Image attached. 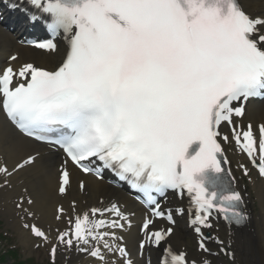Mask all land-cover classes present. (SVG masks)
I'll use <instances>...</instances> for the list:
<instances>
[{"label":"snow or ice","instance_id":"1","mask_svg":"<svg viewBox=\"0 0 264 264\" xmlns=\"http://www.w3.org/2000/svg\"><path fill=\"white\" fill-rule=\"evenodd\" d=\"M27 2L35 10L29 19L43 22L52 37L35 47L55 52L59 37L66 53L53 68L31 62L0 68V110L25 137L63 150L67 159L59 169V193L71 189L70 165L100 181L105 171L112 173L116 179L109 183L123 182L150 209L141 227L146 237L141 250L167 243L174 232L173 227L152 231L154 218L175 224L172 210L162 209L156 197L168 190L187 194L198 248L218 255L207 246L212 237L201 226L211 229L214 212L238 227L249 219L235 178L224 167L229 160L222 142L234 141L264 178V122L237 123L250 100L264 99V15L249 13L240 0ZM37 155L11 169L0 161V188L34 165ZM79 189H87L83 179ZM25 202L35 203L22 196L16 207L34 216ZM98 205L77 213L73 201L70 227L57 229L54 241L35 223L23 227L51 244L52 264L61 245L99 264H135L115 231L130 227L134 213L116 201L101 198ZM64 213L58 208L56 219ZM216 242L234 259L223 241ZM163 253L160 264H197L170 245Z\"/></svg>","mask_w":264,"mask_h":264},{"label":"bare ground","instance_id":"2","mask_svg":"<svg viewBox=\"0 0 264 264\" xmlns=\"http://www.w3.org/2000/svg\"><path fill=\"white\" fill-rule=\"evenodd\" d=\"M243 7L253 15H264V0H246L243 1ZM19 58L18 65L31 62L38 66L52 68L56 65L63 54V49L59 50L55 55H40L33 52L17 51ZM1 62V58H0ZM244 122H252L254 125L264 122V113L257 116L253 111L248 110ZM40 148L31 144L24 138L17 135L15 132H10L7 128H2L0 121V161L6 162L9 169L16 163L25 159L28 155L38 154ZM229 156L233 164V171L237 177V188L243 192L245 201V211L248 214V225L234 233L230 240L234 243L233 249L239 255L241 263L244 264H264V186L256 183L252 178L248 179L250 184L249 189L243 180L242 175L238 172L240 163L242 162L241 155L234 149L229 151ZM54 158L42 157L38 158L36 163L24 169L10 178V186L0 188V214L9 218L8 223L14 230L21 234V242L25 245L29 243V233L22 230L25 223H35L41 227L46 233L50 235L54 241L57 234L56 230L61 231L67 228L65 220H68L72 215V202H76L77 213L86 210L89 207L98 204L102 198L105 203L109 201H116L122 203L124 197L116 191L110 189L102 182H97L89 177H81L79 175H72L71 189L66 194L57 196L56 193V172L54 168L47 167L49 162ZM83 179L87 184V189L81 191L79 189V181ZM0 179V183H2ZM264 184V183H263ZM27 189V193L25 192ZM252 192L255 194L256 200L259 203L258 212L255 211L254 200ZM28 197L35 201L33 205H28L26 202L24 207H28L35 215L32 217L27 216L23 211L17 210L16 202L21 197ZM126 206V203L123 202ZM134 207L132 203L128 204ZM63 207L65 213L62 219L57 220V209ZM68 212V213H67ZM55 233L54 238L52 234ZM186 238L180 232L172 237L171 246L176 249L182 246V242ZM51 248V244H48ZM74 249V248H73ZM62 245L58 251V256L61 260L67 257V251ZM83 256V255H82ZM68 264H91L82 259H71Z\"/></svg>","mask_w":264,"mask_h":264},{"label":"rangeland","instance_id":"3","mask_svg":"<svg viewBox=\"0 0 264 264\" xmlns=\"http://www.w3.org/2000/svg\"><path fill=\"white\" fill-rule=\"evenodd\" d=\"M0 233L2 235L8 233L12 237V238H10V237L8 238L9 244H11L12 246H16L15 244L17 243V235L13 232V230L9 229L8 225L4 221H2V219L0 220ZM13 240H14V242H13ZM26 255H29V254H26Z\"/></svg>","mask_w":264,"mask_h":264}]
</instances>
